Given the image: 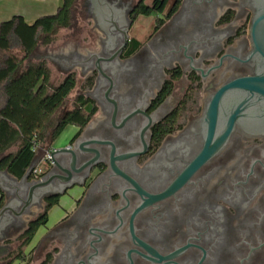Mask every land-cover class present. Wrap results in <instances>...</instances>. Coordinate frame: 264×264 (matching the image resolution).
Wrapping results in <instances>:
<instances>
[{
	"label": "flooded vegetation",
	"instance_id": "af4514ba",
	"mask_svg": "<svg viewBox=\"0 0 264 264\" xmlns=\"http://www.w3.org/2000/svg\"><path fill=\"white\" fill-rule=\"evenodd\" d=\"M106 1L125 22L127 41L123 31L100 32L91 0H83L99 31L96 51L79 53L74 46L50 59L67 74L79 68L80 91L93 115L61 147L67 151L56 165L46 162L38 176L31 174L29 181L46 184L2 232L0 259L15 253L0 264H90L88 257L91 264H130V250L157 260L132 242L130 218L144 202L135 191L166 190L203 148L199 119L206 101L227 82L253 73L246 57L254 0H173L168 18L166 5L134 15L152 0ZM138 17H152V30L128 53ZM34 224L20 255L22 236ZM132 226L161 257L187 245L204 252L188 247L159 262L130 252L132 264H198L202 257L199 264H264V134L236 129L172 194L139 211ZM10 241L19 244L13 249Z\"/></svg>",
	"mask_w": 264,
	"mask_h": 264
},
{
	"label": "trees",
	"instance_id": "16d2710c",
	"mask_svg": "<svg viewBox=\"0 0 264 264\" xmlns=\"http://www.w3.org/2000/svg\"><path fill=\"white\" fill-rule=\"evenodd\" d=\"M150 5H141L134 15L149 16L162 11L166 5L165 17L175 9L173 0H152ZM77 0H62L53 15L41 16L31 24L20 15H15L0 23V169L20 179L25 174L37 150L48 148L68 126L83 128L93 112L86 108L84 96H79L73 108L53 123L52 116L64 104L76 87L73 73L65 75L55 87H49L50 72L43 61L29 62L33 51L41 44L48 46L54 42L52 36L57 29H69L73 24V7ZM178 3V0H177ZM171 9L168 10V7ZM163 21L160 20V24ZM132 53L141 42L131 40ZM47 140H49L48 145ZM16 147L15 152H9ZM3 198L0 200V207ZM43 223V222H42ZM37 224L22 236L20 255L29 244Z\"/></svg>",
	"mask_w": 264,
	"mask_h": 264
},
{
	"label": "water",
	"instance_id": "95a60500",
	"mask_svg": "<svg viewBox=\"0 0 264 264\" xmlns=\"http://www.w3.org/2000/svg\"><path fill=\"white\" fill-rule=\"evenodd\" d=\"M91 4V8L93 9V20L97 29L99 31L106 30V35L109 34L110 28L111 30L115 31H123V33H125V41H127V28L121 29L122 26H125V22L118 17L119 11L115 8V5L107 3L106 0H91ZM249 37L252 45V50L246 57V60L248 58L250 59L253 66V73L249 76L237 77L227 82L226 84L218 88L216 93L211 96L208 101H206L203 117L199 119L202 120V138L204 132L206 131V139H203L204 145L200 153L163 192L159 194H149L142 188L137 191L133 190L140 195L141 199L144 202L138 209L135 210L130 218V232L132 236V242L143 247L149 254L156 257L157 260L146 257L135 250H130L126 253V258L128 259L130 264H132L129 259L130 252H135L148 261L159 262L160 260L169 259L181 254L188 247L198 248L193 245H187L186 247H183L170 255L161 257L148 245L135 237L132 226L133 219L136 214L146 206L172 194L173 191H175L186 181V179H188L190 174L195 171L199 165L204 163L208 158L217 153L226 145L232 133L236 129H240L246 134L252 136L264 134V0H254V14L249 26ZM186 48L187 46L185 47V50ZM190 66L193 68L192 62H190ZM50 149L51 151L49 162L52 165H56L57 158L67 151L66 148ZM38 160L39 158L37 157L32 160L30 166L21 179H17L11 176L7 170L0 169V191L5 196V202L0 207V239L2 238V232L13 220V216H19L26 208H28L33 199V193L39 189L42 190L46 184L42 179L39 181H29L32 170L36 166ZM125 200L128 204V200L126 198ZM18 206H21V209L19 212H15L13 208H16ZM121 209H119L118 211H120ZM117 217L119 218L118 215ZM90 230L105 232L98 229ZM90 230V234L98 236L91 233ZM91 248L95 250L94 247L91 246ZM5 249L6 247H3V250ZM200 250L203 252L202 249ZM202 259L200 260V262L202 261ZM87 261L91 264L89 257ZM79 263L83 264V262ZM165 264L175 263L167 262Z\"/></svg>",
	"mask_w": 264,
	"mask_h": 264
},
{
	"label": "rangeland",
	"instance_id": "374dc122",
	"mask_svg": "<svg viewBox=\"0 0 264 264\" xmlns=\"http://www.w3.org/2000/svg\"><path fill=\"white\" fill-rule=\"evenodd\" d=\"M133 1L136 2L138 0ZM145 2L148 3V0H146ZM59 5H62V0H60ZM73 17L74 19L71 28L57 29L56 33L52 36V38H54V42L48 46H42L41 44H39L33 51L31 58L29 59V62L31 63H37L39 61H43L45 63L50 72L49 87L51 88L57 86L69 72L60 71L54 64H52L50 58H55L60 55V53H67L74 46H77L76 49L79 53H84L89 50L96 51L98 47L95 35L97 33L99 34V31L94 29L93 20L86 16L83 7V0H77L76 4L74 5ZM153 22L154 20L152 17L136 18L131 27L130 36L137 38L140 41H145L148 34L152 30ZM78 69L79 68L75 69L73 72L71 71L76 78V87L70 93L64 104L52 116L53 123L61 119L66 111L73 108V103L75 102L77 97L83 96L80 91L82 90V84ZM75 131L76 130L74 129V127L68 126L56 139L50 142L47 149H45L44 151L43 149L37 150L36 157L40 159V157L43 156L44 152L50 148L58 149L65 146L74 135ZM48 143L49 140H47L46 145H48ZM39 167L41 169H45L46 163L41 164ZM55 216H59L58 211L54 214H50V224L55 220ZM18 244L19 243L10 241V245L13 249L16 248ZM12 253H15V251L12 250V252L9 253L8 256H4V258H1L0 262H7L12 257ZM22 264L29 263L23 262Z\"/></svg>",
	"mask_w": 264,
	"mask_h": 264
},
{
	"label": "crops",
	"instance_id": "0c3cea01",
	"mask_svg": "<svg viewBox=\"0 0 264 264\" xmlns=\"http://www.w3.org/2000/svg\"><path fill=\"white\" fill-rule=\"evenodd\" d=\"M59 4L60 0H0V23L20 15L25 22L31 24L41 16L55 14ZM74 129L77 130L75 127ZM11 149L8 153L15 152L17 148ZM2 198L4 202V194L0 191V200Z\"/></svg>",
	"mask_w": 264,
	"mask_h": 264
},
{
	"label": "built area",
	"instance_id": "2783aa9c",
	"mask_svg": "<svg viewBox=\"0 0 264 264\" xmlns=\"http://www.w3.org/2000/svg\"><path fill=\"white\" fill-rule=\"evenodd\" d=\"M50 151H51V149L46 150L44 152L43 156L40 157L39 162L36 164V166L32 170V175L33 176H38L41 173L42 169L39 167L41 164L50 161ZM34 152L36 154V152H37V149L36 148H34Z\"/></svg>",
	"mask_w": 264,
	"mask_h": 264
}]
</instances>
